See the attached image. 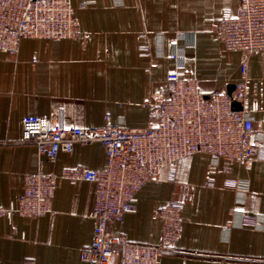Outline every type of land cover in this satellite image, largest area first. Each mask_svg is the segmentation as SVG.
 Here are the masks:
<instances>
[{
    "label": "crops",
    "instance_id": "0c3cea01",
    "mask_svg": "<svg viewBox=\"0 0 264 264\" xmlns=\"http://www.w3.org/2000/svg\"><path fill=\"white\" fill-rule=\"evenodd\" d=\"M78 34L71 39L24 38L17 53L0 52V206L16 205L25 177L59 175L64 168L102 171L108 157L101 143L76 144L55 163L31 144H22V122L47 118L51 126L96 129L109 121L121 128H144L153 93L167 94L166 77L175 67L170 40L183 34L185 52L196 55L205 97L230 92L242 80L247 56L228 52L217 37L223 14L236 13L241 0H70ZM148 47L152 61L140 57ZM245 112L264 127V51L249 57ZM188 68L193 70V65ZM257 102L259 111L252 113ZM248 167L200 153L178 165V181L167 171L138 192L134 211L112 231L132 243L155 246L163 233L158 212L169 201L183 204L179 242L159 264H264V142ZM227 178L249 183V190L225 188ZM96 186L59 181L52 212L38 218L0 217V264H85L95 223L90 212ZM245 215L256 216L245 228ZM117 262V259H115Z\"/></svg>",
    "mask_w": 264,
    "mask_h": 264
},
{
    "label": "built area",
    "instance_id": "2783aa9c",
    "mask_svg": "<svg viewBox=\"0 0 264 264\" xmlns=\"http://www.w3.org/2000/svg\"><path fill=\"white\" fill-rule=\"evenodd\" d=\"M96 0H83L80 7L93 6ZM115 6L119 5L114 0ZM78 34L70 0H0V52L17 53L24 38L63 40ZM183 34L172 40L171 58L175 67L167 74V94L153 93L151 116L144 128H121L109 119L96 129L51 126L47 118L28 116L22 122V144L34 145L48 163L60 153L71 154L76 144L101 143L108 157L107 167L92 171L83 167L64 168L59 175L43 173L25 177V191L16 205L0 206V217L12 222L17 213L38 218L52 212L59 181L75 185L95 184V200L90 218L95 223L91 245L83 248L85 264H159L161 256L177 245L183 229V204L169 201L158 212L163 233L155 246L132 243L125 234L112 231L126 212L134 211L138 192L167 171L169 180L178 181V165L194 154L210 159L238 162L250 167L257 159L256 146L264 142V127L245 112L249 93V57L264 51V0H241L236 13L226 11L217 26V37L228 52H242V80L230 92L205 97L202 81L208 76L198 71L197 57L185 52L194 47ZM140 57L152 61L148 47ZM189 65L194 69L190 70ZM239 103L241 110L234 107ZM259 111L253 102L251 112ZM225 188L249 190V183L227 178ZM256 216L245 215L243 226L253 228ZM117 259V262H115Z\"/></svg>",
    "mask_w": 264,
    "mask_h": 264
},
{
    "label": "water",
    "instance_id": "95a60500",
    "mask_svg": "<svg viewBox=\"0 0 264 264\" xmlns=\"http://www.w3.org/2000/svg\"><path fill=\"white\" fill-rule=\"evenodd\" d=\"M234 107L238 110L242 109L239 103H234Z\"/></svg>",
    "mask_w": 264,
    "mask_h": 264
}]
</instances>
